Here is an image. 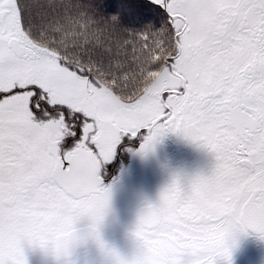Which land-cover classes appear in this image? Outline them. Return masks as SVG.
I'll return each mask as SVG.
<instances>
[{"label": "snow or ice", "instance_id": "obj_1", "mask_svg": "<svg viewBox=\"0 0 264 264\" xmlns=\"http://www.w3.org/2000/svg\"><path fill=\"white\" fill-rule=\"evenodd\" d=\"M154 3L164 22L137 39L155 34L167 55L151 65V86L125 99L92 65L111 79L131 66L126 54L85 50L69 62L35 43L31 13L42 5L0 0V264H28L25 244L59 256L45 236L80 217L99 239L110 199L102 166L123 137L140 134L141 151L173 132L215 163L187 187L174 178L139 215L137 251L107 249L113 264H231L236 233L264 238V0Z\"/></svg>", "mask_w": 264, "mask_h": 264}, {"label": "flooded vegetation", "instance_id": "obj_2", "mask_svg": "<svg viewBox=\"0 0 264 264\" xmlns=\"http://www.w3.org/2000/svg\"><path fill=\"white\" fill-rule=\"evenodd\" d=\"M143 1L154 12L155 24H162L164 10L154 0ZM35 43L43 48L40 38L35 39ZM166 55L161 54V60ZM158 75L156 71L143 90L149 88ZM142 143L143 134L123 137L112 159L102 166L103 184L110 188V199L99 224V239L91 227V220L80 217L69 232L55 238L45 236L50 248L59 247V256L50 249L25 244L28 264H113L108 248L130 258L137 251L133 233L141 212L149 204L159 202L161 191L174 178L187 187L194 175L208 174L215 163L214 155L206 146L177 133H165L145 151L140 150ZM100 241L104 242L105 248L101 247ZM217 264H227V261L219 259ZM231 264H264V238L250 229L236 233Z\"/></svg>", "mask_w": 264, "mask_h": 264}, {"label": "trees", "instance_id": "obj_3", "mask_svg": "<svg viewBox=\"0 0 264 264\" xmlns=\"http://www.w3.org/2000/svg\"><path fill=\"white\" fill-rule=\"evenodd\" d=\"M96 1L34 0L42 5L31 13L33 26L39 32L35 39L40 38L43 48L63 55L69 62H80V53L85 50L111 49L126 54L124 63L131 66L118 75L114 69L111 79L105 78L106 67L93 64L92 69L109 89H115L122 97L134 98L156 73L151 65L157 58L161 60L165 50L155 34H151L147 44L137 39L147 31L146 26H157L154 12L143 0H101L105 11L100 12L94 10Z\"/></svg>", "mask_w": 264, "mask_h": 264}, {"label": "rangeland", "instance_id": "obj_4", "mask_svg": "<svg viewBox=\"0 0 264 264\" xmlns=\"http://www.w3.org/2000/svg\"><path fill=\"white\" fill-rule=\"evenodd\" d=\"M100 1L99 0L96 1V4L94 2V4H95L94 10H98L100 12H101V10L102 11H105V8H103V2L101 1L102 2L101 3ZM89 8H91V7L89 6ZM147 14H149V13H147ZM163 53H167L166 50H163V52L161 54H163ZM153 78H154V76L150 78V81L144 86V88H146L150 84V82L152 81ZM123 98H125V99H132V98H127V97H123Z\"/></svg>", "mask_w": 264, "mask_h": 264}]
</instances>
